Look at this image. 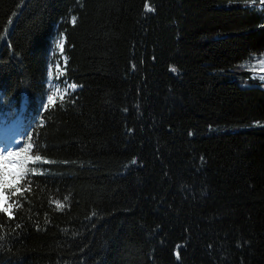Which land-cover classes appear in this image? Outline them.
Masks as SVG:
<instances>
[{
	"label": "trees",
	"instance_id": "1",
	"mask_svg": "<svg viewBox=\"0 0 264 264\" xmlns=\"http://www.w3.org/2000/svg\"><path fill=\"white\" fill-rule=\"evenodd\" d=\"M259 54L258 0H0V118L51 161L0 264H264V86L232 69Z\"/></svg>",
	"mask_w": 264,
	"mask_h": 264
},
{
	"label": "snow or ice",
	"instance_id": "2",
	"mask_svg": "<svg viewBox=\"0 0 264 264\" xmlns=\"http://www.w3.org/2000/svg\"><path fill=\"white\" fill-rule=\"evenodd\" d=\"M148 11H152L153 9L148 7ZM75 18L73 17L72 23L75 24ZM64 44L65 41L63 37L58 38L56 43V48L59 49L61 53L64 51ZM67 58H65L66 63ZM264 64V61L261 62ZM57 71L60 75L63 74V72L60 70L59 65L56 66ZM172 71H176L175 68L171 69ZM262 71H264V68H262ZM52 78V71L49 70V80ZM264 78V77H262ZM69 88L72 89V91H75L77 88L76 84H70L68 85ZM59 95L60 100L62 101L64 99V96L67 95V90H65L63 93L60 92L59 87L57 86L53 93L49 95L48 101L49 104H53L55 102V97ZM47 107V105H45ZM31 138H29L30 140ZM33 148L32 143H28L26 147H23L21 151H9L7 148H4L0 151L5 152L6 155H0V212H3L9 216V218H12L13 216V204L9 203V190L14 189V191H11L10 195L15 196L17 193H19L21 196H23L24 191H30V187L25 186L23 189L19 187V185L25 180L28 173L31 172L32 174H40L38 173L37 169L32 168L29 169L27 165L31 162L33 164L37 162H43V163H51V161L43 159L39 154L31 155V151ZM10 169H14V171H10ZM9 177L11 179H9ZM31 183L30 181L28 182ZM65 200H67V197H65ZM56 204V207L58 210H62L65 207V204L61 203L60 201H54ZM179 258V254H177Z\"/></svg>",
	"mask_w": 264,
	"mask_h": 264
},
{
	"label": "rangeland",
	"instance_id": "3",
	"mask_svg": "<svg viewBox=\"0 0 264 264\" xmlns=\"http://www.w3.org/2000/svg\"><path fill=\"white\" fill-rule=\"evenodd\" d=\"M259 3H264V0H258ZM234 2H228L227 6H234ZM56 39L53 44V50L51 52V60L48 67V79H47V95L45 97V105L49 104L48 97L53 93L55 88L58 86L60 89V92L63 93L65 90H67V94L72 91L71 88L68 87L70 85L67 81L61 80L62 75H60L57 71V65H59L60 70L63 72L62 66L60 64V61L64 60V56L59 51V49L56 48ZM264 61V54L259 55H252L249 58H247L246 61H242L236 66H234L232 69L234 70H248L250 72V77L255 79L253 83L260 84L261 86H264V71H262V68H264V64L261 62ZM52 71V78L49 80V70ZM241 86H247V82L249 80V77H241ZM66 96V95H65ZM60 98L59 95L55 97V100ZM2 119L0 118V124L2 123ZM13 124L14 133H11V138L9 142H0V150L7 148L9 151H21L23 147L27 146V139L24 142H21L19 140V116H17L15 119H13L10 123L6 124L5 127H8L9 125ZM8 125V126H7ZM2 132V128H0V133ZM0 155H6L5 152L0 151ZM10 171H14V169H10ZM9 179H11L9 177ZM11 191H14V189L9 190V196Z\"/></svg>",
	"mask_w": 264,
	"mask_h": 264
},
{
	"label": "bare ground",
	"instance_id": "4",
	"mask_svg": "<svg viewBox=\"0 0 264 264\" xmlns=\"http://www.w3.org/2000/svg\"><path fill=\"white\" fill-rule=\"evenodd\" d=\"M13 127V124L9 125L8 127L4 126L2 132L0 133V142H9L11 138V133L14 131Z\"/></svg>",
	"mask_w": 264,
	"mask_h": 264
}]
</instances>
